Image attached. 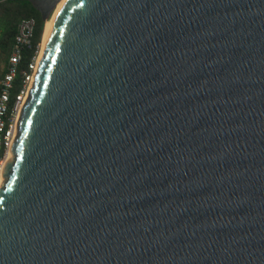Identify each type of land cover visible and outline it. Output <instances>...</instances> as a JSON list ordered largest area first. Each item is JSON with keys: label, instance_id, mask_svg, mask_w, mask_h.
Wrapping results in <instances>:
<instances>
[{"label": "water", "instance_id": "obj_1", "mask_svg": "<svg viewBox=\"0 0 264 264\" xmlns=\"http://www.w3.org/2000/svg\"><path fill=\"white\" fill-rule=\"evenodd\" d=\"M48 21L62 0H29ZM0 264H264V0H66L0 186Z\"/></svg>", "mask_w": 264, "mask_h": 264}, {"label": "built area", "instance_id": "obj_2", "mask_svg": "<svg viewBox=\"0 0 264 264\" xmlns=\"http://www.w3.org/2000/svg\"><path fill=\"white\" fill-rule=\"evenodd\" d=\"M35 28L33 18L22 19L18 24L17 33L11 55L8 60V69L1 79L0 91V183H3V172L7 161L11 158V146L17 134V121L22 105L29 93L37 70L38 61L41 55L40 50L29 64V72L25 74L23 86L12 104H10V89L16 74L18 64L22 59L25 47L31 46Z\"/></svg>", "mask_w": 264, "mask_h": 264}, {"label": "trees", "instance_id": "obj_3", "mask_svg": "<svg viewBox=\"0 0 264 264\" xmlns=\"http://www.w3.org/2000/svg\"><path fill=\"white\" fill-rule=\"evenodd\" d=\"M25 18H33L35 20L34 34L31 40V46L24 48L22 59L17 66L16 74L9 91L10 104L14 102L16 95L22 89L24 76L29 72V64L31 63L33 57L42 48L47 22L42 19L41 13L29 0H0V54L4 59L9 60L18 24ZM3 77L4 75L0 77V82Z\"/></svg>", "mask_w": 264, "mask_h": 264}, {"label": "bare ground", "instance_id": "obj_4", "mask_svg": "<svg viewBox=\"0 0 264 264\" xmlns=\"http://www.w3.org/2000/svg\"><path fill=\"white\" fill-rule=\"evenodd\" d=\"M65 3H66V0H62V2H60L58 4V6L56 7V10L54 12V15H53L52 19L46 24V33H45V37H44V42H43L42 49H44L45 43L47 42V40H48V38H49V36H50V34H51L54 26H55V23H56L59 15H60V13H61L64 5H65ZM1 185H2V182L0 183V186Z\"/></svg>", "mask_w": 264, "mask_h": 264}, {"label": "crops", "instance_id": "obj_5", "mask_svg": "<svg viewBox=\"0 0 264 264\" xmlns=\"http://www.w3.org/2000/svg\"><path fill=\"white\" fill-rule=\"evenodd\" d=\"M8 68V59H4L0 54V77H2Z\"/></svg>", "mask_w": 264, "mask_h": 264}, {"label": "rangeland", "instance_id": "obj_6", "mask_svg": "<svg viewBox=\"0 0 264 264\" xmlns=\"http://www.w3.org/2000/svg\"><path fill=\"white\" fill-rule=\"evenodd\" d=\"M56 10V9H55ZM55 12V11H54ZM54 12H53V14L51 15V17H50V19L47 21V23L52 19V17H53V15H54ZM46 23V24H47ZM45 33H46V26H45ZM45 33H44V37H45ZM44 37H43V42H44ZM43 42H42V47H43ZM41 50H42V48H41Z\"/></svg>", "mask_w": 264, "mask_h": 264}]
</instances>
